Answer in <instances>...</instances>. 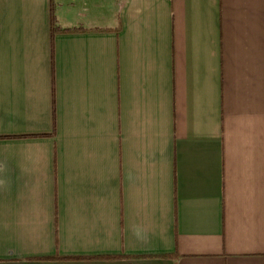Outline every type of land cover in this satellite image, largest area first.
I'll return each instance as SVG.
<instances>
[{
    "label": "crops",
    "instance_id": "crops-1",
    "mask_svg": "<svg viewBox=\"0 0 264 264\" xmlns=\"http://www.w3.org/2000/svg\"><path fill=\"white\" fill-rule=\"evenodd\" d=\"M0 264H264V0H0Z\"/></svg>",
    "mask_w": 264,
    "mask_h": 264
},
{
    "label": "trees",
    "instance_id": "trees-1",
    "mask_svg": "<svg viewBox=\"0 0 264 264\" xmlns=\"http://www.w3.org/2000/svg\"><path fill=\"white\" fill-rule=\"evenodd\" d=\"M53 22H54V26H55L54 32H55V30L58 32V28H56V25H55V20Z\"/></svg>",
    "mask_w": 264,
    "mask_h": 264
},
{
    "label": "clouds",
    "instance_id": "clouds-1",
    "mask_svg": "<svg viewBox=\"0 0 264 264\" xmlns=\"http://www.w3.org/2000/svg\"><path fill=\"white\" fill-rule=\"evenodd\" d=\"M137 236H139L140 234L139 233H136Z\"/></svg>",
    "mask_w": 264,
    "mask_h": 264
}]
</instances>
